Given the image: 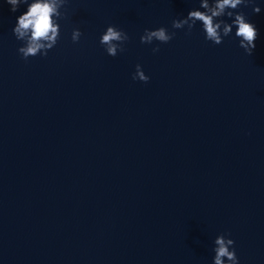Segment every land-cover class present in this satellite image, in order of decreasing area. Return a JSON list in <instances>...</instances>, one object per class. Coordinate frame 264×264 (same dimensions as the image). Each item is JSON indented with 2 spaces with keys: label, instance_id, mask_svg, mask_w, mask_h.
Segmentation results:
<instances>
[{
  "label": "water",
  "instance_id": "95a60500",
  "mask_svg": "<svg viewBox=\"0 0 264 264\" xmlns=\"http://www.w3.org/2000/svg\"><path fill=\"white\" fill-rule=\"evenodd\" d=\"M254 2L233 10L258 30L252 55L235 26L219 45L199 21L171 27L199 0H68L56 45L24 60L11 30L26 5L0 0V264H212L225 233L239 264H264ZM109 25L129 36L115 57L99 43ZM159 27L173 39L140 43Z\"/></svg>",
  "mask_w": 264,
  "mask_h": 264
},
{
  "label": "clouds",
  "instance_id": "9594fccd",
  "mask_svg": "<svg viewBox=\"0 0 264 264\" xmlns=\"http://www.w3.org/2000/svg\"><path fill=\"white\" fill-rule=\"evenodd\" d=\"M10 5V11L16 12L20 5H26V10L16 18L12 28V34L23 46L17 49L22 59L37 55L44 57L60 39V25L58 21L65 18V6L68 0H5ZM252 5V12L259 13L260 8L255 5L254 0H199V8L190 10L186 16L180 19H173V29L187 28L186 34L190 33L197 21L202 25L204 38L213 44L219 45L224 37L233 32L238 38V46L248 55H252L255 48L254 41L258 37V30L255 25L247 19L243 12H235L240 6ZM232 18L231 23L225 22L221 17ZM82 33L79 29H73L71 40L77 43ZM175 36V32H169L165 27L154 30L145 29L140 36V43L151 44L154 40L160 43H168ZM129 40V36L123 30L109 25L99 38L100 45L106 54L115 57L118 52H123V45ZM152 51L158 52L159 48L154 47ZM132 79L147 83L149 77L144 74L141 65L135 66ZM227 233L217 235L213 241L214 256L212 264H239L235 252L234 241L228 238Z\"/></svg>",
  "mask_w": 264,
  "mask_h": 264
}]
</instances>
